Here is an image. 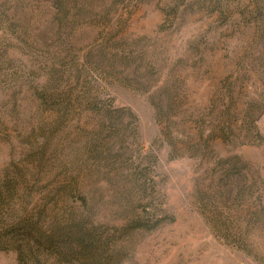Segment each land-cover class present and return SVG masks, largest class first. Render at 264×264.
Listing matches in <instances>:
<instances>
[{
  "label": "rangeland",
  "instance_id": "374dc122",
  "mask_svg": "<svg viewBox=\"0 0 264 264\" xmlns=\"http://www.w3.org/2000/svg\"><path fill=\"white\" fill-rule=\"evenodd\" d=\"M39 213L117 264H264V0H0V264Z\"/></svg>",
  "mask_w": 264,
  "mask_h": 264
},
{
  "label": "trees",
  "instance_id": "16d2710c",
  "mask_svg": "<svg viewBox=\"0 0 264 264\" xmlns=\"http://www.w3.org/2000/svg\"><path fill=\"white\" fill-rule=\"evenodd\" d=\"M53 223L46 228L39 213L10 225L8 242L18 247L19 264H117L113 245L98 228L74 219Z\"/></svg>",
  "mask_w": 264,
  "mask_h": 264
}]
</instances>
